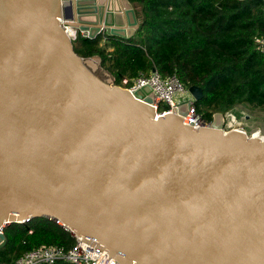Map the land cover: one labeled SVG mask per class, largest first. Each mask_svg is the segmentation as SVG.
<instances>
[{"label":"water","instance_id":"obj_1","mask_svg":"<svg viewBox=\"0 0 264 264\" xmlns=\"http://www.w3.org/2000/svg\"><path fill=\"white\" fill-rule=\"evenodd\" d=\"M60 17L89 38L139 25L129 0H0V228L59 219L118 264H264L261 133L187 125L190 101L158 114Z\"/></svg>","mask_w":264,"mask_h":264},{"label":"trees","instance_id":"obj_2","mask_svg":"<svg viewBox=\"0 0 264 264\" xmlns=\"http://www.w3.org/2000/svg\"><path fill=\"white\" fill-rule=\"evenodd\" d=\"M139 25L123 39L99 33L78 36L74 51L97 56L100 65L121 85L153 69L176 73L184 87L201 88L195 110L210 122L236 105L264 108V0H129ZM0 260L12 263L41 245L68 249L73 237L48 217L12 222L3 229ZM56 264H68L58 261Z\"/></svg>","mask_w":264,"mask_h":264},{"label":"built area","instance_id":"obj_3","mask_svg":"<svg viewBox=\"0 0 264 264\" xmlns=\"http://www.w3.org/2000/svg\"><path fill=\"white\" fill-rule=\"evenodd\" d=\"M59 22L72 42H74L78 36H87L86 31H80L67 24L63 17L59 18ZM256 43L257 48L264 54V38H258ZM127 84L128 80L127 78H124L122 79V84L119 86L123 87L122 85H124V88L130 92L144 85L150 86L154 109L158 114L171 112L177 109L178 105L182 102L190 101L189 113L182 116L183 122L193 127H195L196 119H198L200 126L209 124V122H206L201 115L196 112L193 99L184 100L185 95L188 94L189 91L188 88L183 86L176 73L162 76L156 70H152L149 74L139 73L137 77L132 79L130 86H126ZM226 114H230V112L228 111ZM253 134L254 133H252V135ZM52 220L73 237L74 242L71 247L63 249L56 245H41L26 251L14 262L9 264H56L58 261L68 264H118L114 258L108 257L109 254L105 249L100 250L82 241V237L76 235L59 219ZM3 229L4 228H0V233H3ZM0 264L7 263H3L0 260Z\"/></svg>","mask_w":264,"mask_h":264},{"label":"rangeland","instance_id":"obj_4","mask_svg":"<svg viewBox=\"0 0 264 264\" xmlns=\"http://www.w3.org/2000/svg\"><path fill=\"white\" fill-rule=\"evenodd\" d=\"M122 86L124 87V85ZM188 99H193L190 93L186 94L184 97V100ZM193 102L195 103L196 101L193 100ZM229 112L230 114L224 115L225 130L240 127L250 135L257 130L264 134V108H251L246 105H236Z\"/></svg>","mask_w":264,"mask_h":264},{"label":"bare ground","instance_id":"obj_5","mask_svg":"<svg viewBox=\"0 0 264 264\" xmlns=\"http://www.w3.org/2000/svg\"><path fill=\"white\" fill-rule=\"evenodd\" d=\"M260 133H261V132H259V130H258V131H256V132H254V134H260ZM254 134H253V135H254ZM261 139H263V140H264V134H262V133H261Z\"/></svg>","mask_w":264,"mask_h":264}]
</instances>
